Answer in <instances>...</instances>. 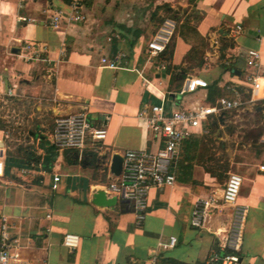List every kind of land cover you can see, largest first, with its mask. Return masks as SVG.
Listing matches in <instances>:
<instances>
[{"label": "crops", "instance_id": "0c3cea01", "mask_svg": "<svg viewBox=\"0 0 264 264\" xmlns=\"http://www.w3.org/2000/svg\"><path fill=\"white\" fill-rule=\"evenodd\" d=\"M75 1L83 19L65 18L52 28L50 14L67 13ZM168 8L177 10L181 22L189 17L208 42L203 67L183 81L197 76L216 81L220 92L249 94L247 49L258 50L259 71L264 70V0H0V223L4 218L11 254L31 264H169L165 258L209 264L218 240L208 229L190 225V212L197 196L219 193L225 182L202 165L193 164L187 181L150 188L140 222L120 198L113 206L92 202L97 190L114 196L107 191L115 177L109 171L112 154L160 146L138 117L141 107L164 102L170 111L210 103L208 87L179 96L183 81H171L178 69L167 70V64L183 65L191 46L178 32L170 55L148 52L147 42L159 18H169ZM227 41L230 67L224 70L219 53ZM27 43L36 44L38 56L25 49ZM118 52L123 58L117 67L104 64L102 58ZM81 110L106 129L105 137L89 139L81 153L55 149L50 139L55 118ZM209 124L207 134L216 128ZM29 152L43 172H20ZM262 162L248 163L239 174L236 202L248 208L239 264H264ZM53 174L59 175L55 188ZM67 232L79 236L73 250L62 244ZM169 236L176 238L173 246L159 245Z\"/></svg>", "mask_w": 264, "mask_h": 264}, {"label": "built area", "instance_id": "2783aa9c", "mask_svg": "<svg viewBox=\"0 0 264 264\" xmlns=\"http://www.w3.org/2000/svg\"><path fill=\"white\" fill-rule=\"evenodd\" d=\"M77 22L83 19L79 11V3L73 2L70 10H54L48 17V24L58 28L62 19ZM173 20L166 18L147 42V49L151 55H157L165 50L174 30ZM25 49L31 55L38 56L36 44L27 43ZM246 61L250 71L245 76L249 97L244 98L238 90H233L231 97L219 96L214 103L196 104L176 110H167L164 102L160 104H146L141 107L138 117L145 122L146 128L160 141L155 151L144 149H128L122 153V168L119 175L108 183L107 191L117 198L127 200L132 205L136 218L140 222L147 209V197L150 188L173 186L176 182L175 165L180 146L186 137L192 134L203 135L210 131L206 126L214 118H220L225 111L235 110L246 103L257 99H264V70L259 71L260 61L257 49L246 50ZM123 54L118 52L111 59L102 58L105 65L117 67L122 61ZM229 61H225L228 64ZM208 83L197 76L188 77L183 81L177 94L195 92L198 88H206ZM8 93H11L9 90ZM106 135L103 126L96 125L85 110L60 115L54 120V127L50 139L55 149H73L81 153L86 142L102 140ZM264 141V136L262 137ZM263 162L259 169L264 171ZM33 171L43 172L41 161L31 160L20 169L22 174ZM2 161L0 160V173ZM52 187L55 188L59 175L53 174ZM242 178L238 173H229L221 191H210L208 194L196 197L191 212L190 225L205 228L214 234L218 240L217 250L208 259L209 264H239L247 206L237 204ZM226 208L229 212L225 213ZM223 216H225L223 219ZM217 226L210 225L212 221ZM3 218L0 223V264H31L9 252V232ZM176 241L175 236H169L168 242H162L163 248L171 247ZM62 244L73 250L79 244V236L75 233H65Z\"/></svg>", "mask_w": 264, "mask_h": 264}, {"label": "trees", "instance_id": "16d2710c", "mask_svg": "<svg viewBox=\"0 0 264 264\" xmlns=\"http://www.w3.org/2000/svg\"><path fill=\"white\" fill-rule=\"evenodd\" d=\"M167 12L169 13V19L173 20L175 25H174L173 33L164 51L165 52L167 51L168 55L171 54L173 47L172 40H173L174 32L175 33L178 32L180 37L191 45L190 49L184 56L183 65L172 67L171 64H167V70H170L171 68L178 69L177 72L172 73L171 81L178 80L182 82L183 79L188 75L189 71L192 70L194 67L198 69L203 67L204 53L205 50L208 48V42L205 40L203 36H201L198 33L195 24L190 23L189 17L183 19L181 22L182 16L176 15L177 10L168 8ZM164 19L165 18H159V23L157 24V28L163 23ZM230 45H232V43L230 41H227L224 44V46L220 48L219 63L221 68L224 70H227L230 67V62L228 64H225L226 59L224 53L225 48ZM180 85L181 84L177 85L178 88H180ZM207 87H208L207 99L210 103H214L217 96L223 95L226 97H231L233 95L232 91L220 92L219 89L217 88L216 81L209 83ZM243 97L248 98L249 94H245V96ZM262 102L264 103V100H262ZM263 129H264V124L257 131L256 137L252 140L253 146L257 147L256 151L258 153L261 150H264V142L257 143L260 132ZM206 135L209 134H203V135L192 134L186 137L185 139H183L175 165L176 179L180 181L189 180L190 176H188L187 174L191 172L194 163L202 165L205 171L208 172L211 176L216 177L217 180H222L224 178L227 179L228 177L226 173L227 167L222 168L221 165H219V161L212 154L207 155L210 148L208 146V141H207L208 139L206 138ZM26 159H28L27 161L39 160L38 157L34 155L32 152L26 154ZM206 161L208 162L213 161L215 166H213V164L207 165ZM164 261L165 262L168 261L169 264H188L167 258H165Z\"/></svg>", "mask_w": 264, "mask_h": 264}, {"label": "rangeland", "instance_id": "374dc122", "mask_svg": "<svg viewBox=\"0 0 264 264\" xmlns=\"http://www.w3.org/2000/svg\"><path fill=\"white\" fill-rule=\"evenodd\" d=\"M198 70L194 67L188 74H196ZM259 107L260 109H258ZM263 115L264 103L254 101L244 104L241 109L225 111L221 121L217 118L213 120V123H216V128L206 135L210 148L207 155L212 154L222 168L227 167V174L229 172L241 174L248 163L261 161L264 150L258 153L252 140L264 124ZM209 126L210 124H208V128ZM217 129L218 131H216ZM263 136L264 129L260 132L257 143L264 142ZM206 164L215 166L213 161H206ZM225 180L226 178L218 181L222 184Z\"/></svg>", "mask_w": 264, "mask_h": 264}, {"label": "water", "instance_id": "95a60500", "mask_svg": "<svg viewBox=\"0 0 264 264\" xmlns=\"http://www.w3.org/2000/svg\"><path fill=\"white\" fill-rule=\"evenodd\" d=\"M121 168H122V156L118 153L112 154L110 164H109V171L113 175L117 176L121 172ZM92 202L100 206H113L117 203V197L107 196L104 190H97L93 194ZM121 203L123 204V203H130V202L122 199Z\"/></svg>", "mask_w": 264, "mask_h": 264}]
</instances>
